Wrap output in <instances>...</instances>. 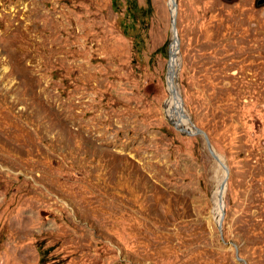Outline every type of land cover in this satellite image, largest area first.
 Instances as JSON below:
<instances>
[{"label":"rangeland","instance_id":"374dc122","mask_svg":"<svg viewBox=\"0 0 264 264\" xmlns=\"http://www.w3.org/2000/svg\"><path fill=\"white\" fill-rule=\"evenodd\" d=\"M175 2L223 241L167 0H0V264H264V5Z\"/></svg>","mask_w":264,"mask_h":264},{"label":"bare ground","instance_id":"6f19581e","mask_svg":"<svg viewBox=\"0 0 264 264\" xmlns=\"http://www.w3.org/2000/svg\"><path fill=\"white\" fill-rule=\"evenodd\" d=\"M167 7L172 16L175 12V7L173 6V0H167ZM169 50H170V54H169V61H168V74L166 76L167 97L164 100V114L167 119H169L171 122L177 125L179 116H180V110H179L180 97L177 92V88L175 84V66L177 62V55H176L177 54V40L174 37V32L172 29H171V43H170ZM179 124L185 128H190L189 124L187 123L186 118H181ZM216 169L219 172L217 173L216 187L212 193L211 210H210V216H209L211 221L214 222L215 224L217 223L220 213H221V205L219 201V195H220L219 186H220V182L224 175L223 169L217 163H216Z\"/></svg>","mask_w":264,"mask_h":264},{"label":"water","instance_id":"95a60500","mask_svg":"<svg viewBox=\"0 0 264 264\" xmlns=\"http://www.w3.org/2000/svg\"><path fill=\"white\" fill-rule=\"evenodd\" d=\"M262 5H264V0H255V6L256 7H260ZM173 6L176 8V2H175V0H173ZM175 15L176 14L174 12V14L170 17V25H171V29L174 32L175 39L178 40L177 39V34H176V28H175ZM168 61H169V59H168ZM179 110H180V116H179L178 123H177V125L176 124H172V126L174 127V129L177 130L178 132L182 133V134H185V135H201L202 138H203V140H204L205 148H206L208 154L215 161V163L219 164V166L224 171V175H223V178H222V180L220 182V186H219V189H220L219 201H220V205H221V213H220L219 219H218V221L216 223V227H217V230H218L220 239L223 241L222 227H221V222H222L223 213H224L222 196H223V190H224V186H225L226 179H227V173H228L227 167L225 166V164L223 163V161L221 160V158L216 154V152L211 147L210 142H209V140H208V138H207V136H206V134L204 132H202L201 130H199L198 128H196L195 126H193L192 124H191L190 128H185V127H183V126H181L179 124L181 118H186L188 120V118L186 117V115L183 113L181 99H179ZM234 257H235V259L237 261H242L241 258H239L237 256V250L236 249H235V255H234Z\"/></svg>","mask_w":264,"mask_h":264}]
</instances>
